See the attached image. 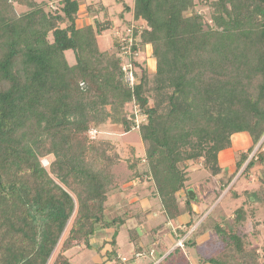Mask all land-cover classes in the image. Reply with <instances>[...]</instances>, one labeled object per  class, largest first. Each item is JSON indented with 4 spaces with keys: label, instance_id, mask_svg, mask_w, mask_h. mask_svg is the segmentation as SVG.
<instances>
[{
    "label": "trees",
    "instance_id": "obj_1",
    "mask_svg": "<svg viewBox=\"0 0 264 264\" xmlns=\"http://www.w3.org/2000/svg\"><path fill=\"white\" fill-rule=\"evenodd\" d=\"M80 1L0 0V264H72L70 250L93 249L109 231L99 235L98 264H142L155 252L156 264H192L191 248L197 264H258L241 227L251 216L245 206L264 200V179L243 191L230 224L222 201L246 172L264 166V0H132L119 14L127 34L119 31L109 51L98 43L112 27L108 10L86 3L96 16L81 25ZM200 6L209 7L208 20ZM147 46L151 77L133 61ZM124 58L134 66L133 89ZM135 110L143 115L137 128ZM107 124L138 132L144 147L128 165L125 188L113 172L120 141L102 136ZM239 133L252 143L225 179L219 154ZM196 171L217 180L199 202L188 196ZM142 183L149 195L123 197ZM150 197L168 222L184 221L186 230H167L180 245L165 241V225L142 242L141 205ZM124 226L133 246L126 256L117 243Z\"/></svg>",
    "mask_w": 264,
    "mask_h": 264
},
{
    "label": "rangeland",
    "instance_id": "obj_2",
    "mask_svg": "<svg viewBox=\"0 0 264 264\" xmlns=\"http://www.w3.org/2000/svg\"><path fill=\"white\" fill-rule=\"evenodd\" d=\"M58 0H48V3H54ZM93 2L95 3L96 7L99 4H103L106 10H108V13H105L107 16H105V19L109 17V19L112 21V27L108 29L106 32L102 34V36L98 37V43L101 50H111L112 45L114 42V37L116 35H119V31L123 32V34H127V26L124 24L123 21L120 20L119 14L124 10L123 4H129L132 6L133 1L132 0H81L80 4L82 5V9L79 14V21L81 25L90 24L92 23L93 18L96 16V14H88L86 11V3ZM199 11L203 14L204 18L208 20L209 16V7L208 6H200ZM25 10V8H17L16 12L22 13ZM124 18H130L131 16L129 14H124ZM132 24V23H131ZM132 26H137L136 24ZM123 36V35H122ZM70 58V61H73V56L68 55ZM133 61L137 60L139 61L144 67L147 68V71L149 72V76L153 74L154 72V60L151 55V49L149 46L143 48L140 50V52L136 53L133 56ZM130 60L129 58H124V61ZM151 77V76H150ZM129 110V107H128ZM143 115L139 116L138 114V120H142ZM105 138H113L118 139L120 141L119 146H121L119 150L121 161L117 163L113 167V172L117 176V181L119 184L123 185L131 176L130 169L128 168V165L133 162L134 158L136 156H142L144 153V147L141 143L140 137L138 132H135L134 130H131V132L128 135H124V132L121 131V127L118 125H112L107 124L104 129L102 130ZM92 137V135H90ZM261 141H263L261 139ZM232 146L231 148L227 149L225 152V159L222 163H220V166L223 168L226 167V172L223 174V178L227 179L228 175L232 174L235 171V162L239 159V156L242 152H246V150L251 146V139L250 137L244 133H239L237 135H234L231 138ZM132 147V151L129 149V147ZM257 147L253 150V152L250 154L249 158L254 155L256 152ZM229 161V162H228ZM42 165H47L48 160L44 159L41 161ZM246 165V164H245ZM244 165V166H245ZM145 166V165H144ZM144 169V167H142ZM229 168V170L227 169ZM244 168V167H243ZM242 168V169H243ZM242 169L239 171V173L242 171ZM238 173V174H239ZM209 178V182H205L204 180L206 178ZM193 183L191 184L189 190H191L194 194V199L196 202H199L201 199H203L206 195V193L211 190L213 185H216L217 180L215 178L209 177L207 174L201 173V172H195L193 175ZM260 179H264V166L263 165H256L253 169L246 172V175L242 178L240 181V184H238L234 191L230 192L228 195V198L225 197L222 201L223 203V214H225L226 222L229 224L233 220V211L238 208L244 201L245 196L243 191L247 190V192H254L258 188L261 187V181ZM235 181V179H234ZM233 181V182H234ZM232 182V183H233ZM231 183V184H232ZM230 184V185H231ZM129 186V185H127ZM125 188L126 186L123 185ZM216 187V186H215ZM228 189V188H227ZM227 190L224 191L226 193ZM150 192V186L148 183H142L141 185H138V188L136 190H127L123 194V197L127 198L133 194L136 195L134 199H140L141 196L143 197L145 194L149 195ZM113 193V192H112ZM238 197V198H237ZM115 193L111 195V198L109 200V204H113L115 202ZM237 198V199H236ZM222 199V196L220 197ZM140 201V200H139ZM147 202V203H146ZM138 203V202H137ZM135 204L133 208L136 206L137 210L139 207V204ZM145 205H141L143 208V212L146 213L147 219L144 221V223L140 224V232L143 234L142 242L145 243V245L148 246L151 242L150 235H146V232L151 231L152 229H155L157 226L165 225L167 229L162 231L160 234L163 236L165 241L173 245L172 242H174V239L171 237L172 234L167 231L169 230L170 226H172V229L174 232L177 230H186L187 228H184V221H178L176 223H170L167 221L166 215L161 210V205L159 203V200L156 198H151L149 201H143ZM217 203V202H216ZM214 204V206L216 205ZM220 204V207L222 205ZM251 204L246 205L245 208L251 216H247V221L241 227L242 234L246 237V239L249 242V248L255 249V250H262L264 252V200L260 201L259 199L255 198L253 201H250ZM200 208V207H199ZM111 212V211H110ZM109 212V213H110ZM107 218H108V212H106ZM144 216L140 215L142 218ZM182 220V219H181ZM198 225V224H197ZM197 225L195 227H197ZM195 227L191 228L190 231L194 230ZM144 232V233H143ZM112 231L101 233L100 236H105L106 234H110ZM97 235L95 246L93 249H84V250H77L73 249L70 250L67 253V256L71 257L72 264H98L100 263V255L97 253V247L101 244L103 241V238ZM201 238H208V235L206 232L201 234ZM200 243L202 241H199ZM117 243L120 249V253L123 255H128L133 250L132 244H130L128 239V230L126 226L122 227L118 233L117 236ZM175 243V242H174ZM181 241H178L175 243V245H180ZM254 246V247H252ZM199 247H197L198 249ZM153 250V248H151ZM154 251V250H153ZM190 257H195L197 250L196 248H191L190 250ZM103 253V252H102ZM151 254V252H150ZM260 255V254H259ZM145 256V255H143ZM156 252L153 255H149L148 257L145 256L142 259H140V262L142 264H148L152 263L156 264L157 259Z\"/></svg>",
    "mask_w": 264,
    "mask_h": 264
},
{
    "label": "built area",
    "instance_id": "obj_3",
    "mask_svg": "<svg viewBox=\"0 0 264 264\" xmlns=\"http://www.w3.org/2000/svg\"><path fill=\"white\" fill-rule=\"evenodd\" d=\"M129 53L130 52H129L128 49L123 48L122 55H125V54L127 55ZM122 72H123V79H124V82H125L126 86L128 88H130V89H133L136 86V84L138 83V81H137V78L135 77L134 66L130 62V60H127L126 62L125 61L123 62ZM138 114H139V111L135 110V125H134V127H136V128L138 127V124H139ZM139 116H140V114H139ZM95 134H96V131L92 130L90 132V135H92V137L91 136L90 137L94 138Z\"/></svg>",
    "mask_w": 264,
    "mask_h": 264
},
{
    "label": "crops",
    "instance_id": "obj_4",
    "mask_svg": "<svg viewBox=\"0 0 264 264\" xmlns=\"http://www.w3.org/2000/svg\"><path fill=\"white\" fill-rule=\"evenodd\" d=\"M242 134H244V133H242ZM237 135V134H236ZM226 151V150H225ZM225 154V152L223 153V152H221L220 154H219V160H220V163H222V159L223 158H225L224 155ZM222 158V159H221ZM225 159H223V161H224ZM229 162V161H228ZM224 169H226V167L224 166L223 167ZM228 170H229V168H227ZM207 239H205V238H201V236L200 237H198V239H197V246H200L201 244H203L205 241H206ZM199 241H202L201 243L199 242ZM259 254H260V258H259V262H258V264H264V252L262 251V250H259ZM189 256V258H190V260L192 261V264H197L196 263V259H193V258H191L190 257V255H188ZM205 264H210V263H205Z\"/></svg>",
    "mask_w": 264,
    "mask_h": 264
},
{
    "label": "water",
    "instance_id": "obj_5",
    "mask_svg": "<svg viewBox=\"0 0 264 264\" xmlns=\"http://www.w3.org/2000/svg\"><path fill=\"white\" fill-rule=\"evenodd\" d=\"M188 196H189L190 200L194 199V194L191 190L188 191Z\"/></svg>",
    "mask_w": 264,
    "mask_h": 264
}]
</instances>
